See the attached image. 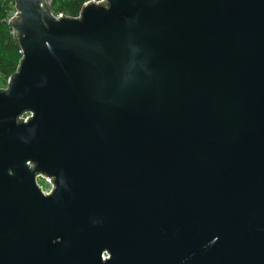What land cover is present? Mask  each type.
<instances>
[{"label": "water", "instance_id": "obj_1", "mask_svg": "<svg viewBox=\"0 0 264 264\" xmlns=\"http://www.w3.org/2000/svg\"><path fill=\"white\" fill-rule=\"evenodd\" d=\"M52 1L11 20L0 264H264V0Z\"/></svg>", "mask_w": 264, "mask_h": 264}, {"label": "trees", "instance_id": "obj_2", "mask_svg": "<svg viewBox=\"0 0 264 264\" xmlns=\"http://www.w3.org/2000/svg\"><path fill=\"white\" fill-rule=\"evenodd\" d=\"M11 1L0 0V74L4 76V80L15 73L22 57L20 44L12 33V25L6 19ZM87 1L53 0L51 7L55 14L64 13L69 16H76Z\"/></svg>", "mask_w": 264, "mask_h": 264}, {"label": "built area", "instance_id": "obj_3", "mask_svg": "<svg viewBox=\"0 0 264 264\" xmlns=\"http://www.w3.org/2000/svg\"><path fill=\"white\" fill-rule=\"evenodd\" d=\"M89 1H93V0H88V2ZM95 1H97L98 3H102V2H104L105 0H95ZM10 5V7H9V11L7 12V17H6V19H7V21L10 23V25H11V20L13 19V18H16V17H18V15H19V10H18V8H17V2H16V0H12L11 1V3L9 4ZM82 10V9H81ZM81 10H80V12H81ZM80 12H79V14L78 15H76V16H79L80 15ZM62 14H64V13H58V14H55L54 13V15L56 16V17H60ZM12 33L14 34V36H15V31H14V28H13V26H12ZM21 51V53H22V56H23V50L21 49L20 50ZM22 58V57H21ZM10 77H11V75L10 76H8V77H6V80H5V86H3V88H6V87H8V83H9V80H10ZM32 116V114L31 113H27V114H25L22 118H24V120H28V118L29 117H31ZM40 178L41 179H43L44 181L43 182H41L40 181ZM37 182H38V184L41 186V188L43 189V191L44 192H48V193H50V191L52 190V188H53V182H52V180L50 179V178H48L47 176H44V175H39L38 177H37ZM47 182H49L50 183V185H51V188L49 189V190H46L44 187V185H47L48 183Z\"/></svg>", "mask_w": 264, "mask_h": 264}, {"label": "rangeland", "instance_id": "obj_4", "mask_svg": "<svg viewBox=\"0 0 264 264\" xmlns=\"http://www.w3.org/2000/svg\"><path fill=\"white\" fill-rule=\"evenodd\" d=\"M6 80V79H5ZM5 80H4V76L2 74H0V86L3 87L5 86ZM40 181L43 182L44 180L40 178ZM47 185H44L46 190H49L51 188V185L49 182H47Z\"/></svg>", "mask_w": 264, "mask_h": 264}]
</instances>
